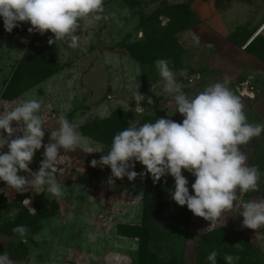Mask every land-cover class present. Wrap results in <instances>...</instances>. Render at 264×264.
Returning a JSON list of instances; mask_svg holds the SVG:
<instances>
[{
    "label": "rangeland",
    "instance_id": "1",
    "mask_svg": "<svg viewBox=\"0 0 264 264\" xmlns=\"http://www.w3.org/2000/svg\"><path fill=\"white\" fill-rule=\"evenodd\" d=\"M189 4L190 0H104L105 18L91 25L83 22L77 48L64 40L49 44L54 35L29 33V23L8 33L0 18V111L37 98L45 118L43 144L50 142L63 114L94 146L104 147L102 153L91 154L61 150L64 159L55 175L65 194L59 199L46 186L16 192L0 181V253L6 251L15 264H208L206 257L213 250L218 252L217 264H226V254L239 255L235 264H264V228L244 227L241 208L226 211L216 222L207 221L171 200V176L153 181L146 174L129 181L112 177L110 168L90 166L91 160L108 153L114 135L129 126L159 118L182 122L173 98L162 91L157 59L168 60L174 71H186L178 79L189 96L227 78L242 100L248 122L264 124V31L252 40L264 25V4L256 5L253 24L241 31L234 54L193 35ZM245 81L255 87L253 93L239 91ZM137 90L146 97L143 111H137L133 100ZM115 111L120 114L114 116L113 133L106 137L107 126L95 122ZM12 127L19 125L13 122ZM241 148L247 163L261 173L257 190L241 197L243 204L264 198V133ZM43 151L38 150L29 164L31 172L39 170ZM134 170L146 172L139 162ZM182 174L193 194L195 177ZM18 225L27 228L23 238L13 232ZM223 229L228 236L218 235ZM128 232L135 236H125Z\"/></svg>",
    "mask_w": 264,
    "mask_h": 264
},
{
    "label": "clouds",
    "instance_id": "2",
    "mask_svg": "<svg viewBox=\"0 0 264 264\" xmlns=\"http://www.w3.org/2000/svg\"><path fill=\"white\" fill-rule=\"evenodd\" d=\"M103 13L104 0H0V18L6 32L29 23V33L51 32L55 39L50 38L49 44L64 40L71 48L79 46L82 34L77 32L83 22L89 25L98 22L105 18ZM155 67L162 91L173 98L176 113L183 116L182 122L159 118L129 126L114 135L108 153L99 160H91L90 166L110 168L112 177H127L129 181L146 174L153 181L171 176L174 179L171 200L181 207L187 206L196 217L216 222L226 211L241 208L239 216L243 217L244 227L264 228V198L240 202L243 194L257 190L261 178L258 167L247 163L241 146L264 133V124L248 122L242 100L228 86L227 78L189 96L178 79L186 76V71H174L166 59H157ZM145 99L137 90L133 99L137 111H143L141 102ZM147 102L153 103L151 98ZM41 110L42 101L30 98L0 111V181L16 192L46 186V191L59 199L65 194L55 175L56 165L64 159L61 150L81 149L91 154L102 153L104 147L94 146L78 131L79 125L63 114L58 117V128L50 134V142L43 144L46 130ZM13 122L19 127H12ZM17 132L22 135H16ZM5 146L7 152L3 151ZM42 147L39 170L31 172L29 164ZM135 162L142 164L146 172L138 174ZM182 171L195 177L191 184L193 194ZM13 232L23 238L27 228L18 225ZM217 257L218 252L213 250L206 260L208 264H217ZM239 259V255L224 256L226 264H235ZM0 264L15 261L5 251L0 253Z\"/></svg>",
    "mask_w": 264,
    "mask_h": 264
},
{
    "label": "crops",
    "instance_id": "3",
    "mask_svg": "<svg viewBox=\"0 0 264 264\" xmlns=\"http://www.w3.org/2000/svg\"><path fill=\"white\" fill-rule=\"evenodd\" d=\"M258 4H264V0H191L189 10L196 21L191 31L220 50L234 54L237 50L229 37L252 26L251 17Z\"/></svg>",
    "mask_w": 264,
    "mask_h": 264
},
{
    "label": "trees",
    "instance_id": "4",
    "mask_svg": "<svg viewBox=\"0 0 264 264\" xmlns=\"http://www.w3.org/2000/svg\"><path fill=\"white\" fill-rule=\"evenodd\" d=\"M189 2V1H188ZM190 2H191V0H190ZM194 22H196V21H194ZM243 29H245V28H241V29H239L238 31H236L233 35H231L230 37H229V40L233 43V44H238V40H237V38L239 37V35L241 34V31L243 30ZM246 30V29H245ZM255 41V40H254ZM120 113H119V111H115L112 115H110V117H108L106 120H104V121H97V122H95V126H97V125H100L101 127L103 126L104 127V125H106L107 126V128H103V133H104V135H106V137H108V136H110L113 132H111V128L113 127L112 125H113V118H114V116L115 115H119ZM124 125V124H123ZM122 125V126H123ZM40 154H42V153H40ZM122 228H126V227H122ZM129 230H132V229H129ZM227 230H220L219 232H218V235H227ZM124 235L125 236H128V237H133V236H135L134 235V233H132V232H128V233H124ZM228 236V235H227ZM250 247V246H249ZM228 248H232V245H231V243H229V245H228ZM234 248V247H233ZM252 252H254L253 251V249L251 250Z\"/></svg>",
    "mask_w": 264,
    "mask_h": 264
},
{
    "label": "built area",
    "instance_id": "5",
    "mask_svg": "<svg viewBox=\"0 0 264 264\" xmlns=\"http://www.w3.org/2000/svg\"><path fill=\"white\" fill-rule=\"evenodd\" d=\"M252 40H253V38H252ZM239 90L243 94H245V93L249 94V93H253L254 92L255 87L249 81H245V82L240 83Z\"/></svg>",
    "mask_w": 264,
    "mask_h": 264
},
{
    "label": "bare ground",
    "instance_id": "6",
    "mask_svg": "<svg viewBox=\"0 0 264 264\" xmlns=\"http://www.w3.org/2000/svg\"><path fill=\"white\" fill-rule=\"evenodd\" d=\"M264 31V25L261 27V29L257 32V34L254 35L253 40L258 37L262 32Z\"/></svg>",
    "mask_w": 264,
    "mask_h": 264
}]
</instances>
